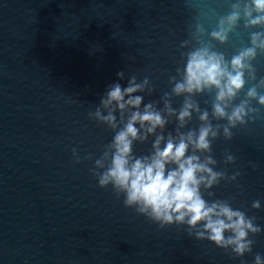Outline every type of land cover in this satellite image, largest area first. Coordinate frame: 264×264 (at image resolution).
I'll use <instances>...</instances> for the list:
<instances>
[{
	"label": "water",
	"instance_id": "1",
	"mask_svg": "<svg viewBox=\"0 0 264 264\" xmlns=\"http://www.w3.org/2000/svg\"><path fill=\"white\" fill-rule=\"evenodd\" d=\"M233 3L0 0V264H253L257 252L264 255V232L251 237V253L234 257L190 237L182 225L161 228L124 207L123 196L100 188L90 172L113 135L88 116L108 85L147 77L154 90L143 94L144 103L160 101L182 67L181 53L199 46L192 35L197 23L204 25L203 41L231 59L249 46L252 32L264 31L245 28L241 19L226 43L210 40ZM185 40L189 45L181 48ZM253 65L257 79L264 77V53ZM195 99L211 111L213 94ZM182 102L172 98L174 108ZM197 125L194 116L187 128ZM174 129L175 121L166 133ZM232 131L231 140L213 142L212 154L217 170L240 175L212 191L264 227V108ZM150 146L151 138L134 152L147 154ZM226 151L234 164L224 163ZM257 199L259 210L251 207Z\"/></svg>",
	"mask_w": 264,
	"mask_h": 264
},
{
	"label": "clouds",
	"instance_id": "2",
	"mask_svg": "<svg viewBox=\"0 0 264 264\" xmlns=\"http://www.w3.org/2000/svg\"><path fill=\"white\" fill-rule=\"evenodd\" d=\"M241 19L245 28L264 26V0H236L216 29L207 34L209 39L226 43ZM192 35L199 46L181 53L182 67L169 78L170 91L164 92L160 101L144 103L143 94L151 95L154 90L147 77L138 80L131 75L126 87L119 82L108 85L88 116L113 135L90 172L100 188L111 186L117 198L123 196L124 207L133 208L161 228L182 225L190 237L243 258L252 252L255 241L251 237L264 232V227L254 216L234 208L229 199L215 198L212 189L221 181H236L240 173L228 175L217 170L212 147L221 137L231 140L233 129L252 121L259 108H264V77L257 79L253 65L258 53H264V31L252 32L249 46L239 49L231 59L203 41V24L197 23ZM188 45L185 40L180 47ZM117 78L123 80L124 72H118ZM246 85L251 86L244 92ZM204 93L213 94L210 112L195 99ZM181 96L182 104L174 108L172 98ZM158 103L163 106L157 107ZM194 116L198 125L187 128ZM173 121L174 133H166ZM149 138L147 154H135L134 145L145 144ZM72 157L76 164L81 162L75 148ZM235 160L233 154L225 152V164ZM251 207L259 210L262 203L254 200ZM253 264H264V255L257 252Z\"/></svg>",
	"mask_w": 264,
	"mask_h": 264
}]
</instances>
